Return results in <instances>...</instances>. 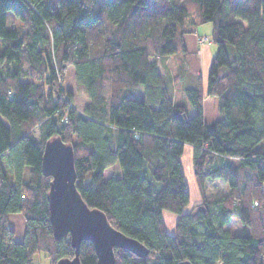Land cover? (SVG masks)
<instances>
[{"label":"trees","instance_id":"trees-1","mask_svg":"<svg viewBox=\"0 0 264 264\" xmlns=\"http://www.w3.org/2000/svg\"><path fill=\"white\" fill-rule=\"evenodd\" d=\"M8 12L20 30L6 28ZM208 23L205 92L196 77L177 102L155 59H186L184 36ZM0 42V264L74 256L49 222L41 158L55 137L73 149L86 205L148 250L114 249V264H264V0H0ZM68 68L87 98L81 111L60 86ZM208 97L221 117L210 124ZM185 146L201 196L189 212ZM208 181L227 192L206 196ZM164 212L177 217L171 234ZM12 213L24 217L21 243ZM233 218L240 235L224 229ZM79 260L96 264L90 242Z\"/></svg>","mask_w":264,"mask_h":264},{"label":"water","instance_id":"water-1","mask_svg":"<svg viewBox=\"0 0 264 264\" xmlns=\"http://www.w3.org/2000/svg\"><path fill=\"white\" fill-rule=\"evenodd\" d=\"M41 169L43 176L50 179L46 201L52 236L55 241L68 237L74 250L72 258L59 259L55 264H80L79 250L83 241L92 244L96 264H114V249L129 251L139 258L147 256L148 250L143 244L114 229L104 213L83 201L76 189L71 145L58 137L47 140Z\"/></svg>","mask_w":264,"mask_h":264},{"label":"rangeland","instance_id":"rangeland-1","mask_svg":"<svg viewBox=\"0 0 264 264\" xmlns=\"http://www.w3.org/2000/svg\"><path fill=\"white\" fill-rule=\"evenodd\" d=\"M6 15H7L6 28L20 30L21 23L10 12L6 13ZM211 31H212V27L208 23V24H203L200 27H198L194 33L186 34L184 36V45L186 49L190 52H194L195 49H191V46L196 45V43L199 45H205L207 43H210L215 47V43L211 40L212 38ZM198 37H200V39L203 41H200ZM196 55L198 56L197 53ZM189 56H192V54L190 53ZM193 59L194 58L190 57L189 58L190 62L192 64H195V66L199 68L198 61L194 62ZM151 60H154V58ZM155 60L158 61L159 64L161 63V60L160 61L157 59ZM165 63L170 67L172 73L176 72L177 63L174 57L167 58ZM73 76H74L73 69L68 68L63 80L60 81V86L66 93L70 94V96L72 97L73 106L78 111H81L83 107L85 106V104L87 103V98L82 93L77 91L75 84H74ZM174 93H176L174 100L177 102L180 101L181 93L179 89H176L175 87ZM203 115H204V121L207 123L214 122L218 120L219 118H221L219 110H218V104H217L216 98L208 97L204 99ZM0 119H1V116H0ZM33 134H34L35 139L39 140L37 128L33 129ZM190 156H191L190 148L186 147L185 154L183 155V158H182L183 160L182 166L184 169L185 179H186L187 186H188L187 189L189 191V197H190V204L186 210L187 212H189L195 204L201 201L200 192L196 188L195 180L193 177L192 165H190L191 164ZM117 171H118L117 166L108 168L107 170L104 171V178L105 179L109 178L112 174H115ZM226 192H227V185L223 184L221 181L206 182L205 190H204V193L206 196L217 195V194L226 193ZM7 219H8L9 228L14 232L15 242L21 243L23 241L24 229H25V221H24L23 215L21 213H12L8 215ZM176 219H177L176 216L170 213H164L163 223H164L165 228L173 229L176 223ZM224 229L231 232L232 234L240 235L242 233L243 227L236 218H233L230 224L224 226ZM34 263L53 264V262H51L50 257L48 258L44 252H40V251L37 252L36 255L34 256Z\"/></svg>","mask_w":264,"mask_h":264},{"label":"crops","instance_id":"crops-1","mask_svg":"<svg viewBox=\"0 0 264 264\" xmlns=\"http://www.w3.org/2000/svg\"><path fill=\"white\" fill-rule=\"evenodd\" d=\"M201 31H202V29H201ZM211 35H212V31H211ZM191 49H195V50H194V52H190L187 50L189 53L192 54V56H186V59H184L180 56H170V57H174L176 60V63H177V67H176L177 70L175 73H172L170 67L165 63L166 59L169 57L161 59V63L159 64V67H158V73L161 76V78L166 79L167 75H169V77L171 78V81H172L171 85L173 87V92H174L175 87H176V89H179V91L181 93L179 102L185 101V99L182 95L183 89L186 87L194 86L196 83V77L200 78L202 91L205 92L206 76H207L208 67H209V64L211 62V59L213 58V56L215 54V50H216V48L210 43H207L205 45H199L196 43V45L191 46ZM196 53L198 54V56L196 55ZM190 57L194 58L193 59L194 62L198 61L200 69L197 66H195V64H192L190 62V60H189ZM197 70H199V71H197ZM174 94H176V93H174ZM205 123L210 124L212 122H208V123L205 122ZM186 147L190 148V153H191V151H192L191 147L185 146V148ZM184 154H185V149H184ZM182 158H183V156H182ZM182 158L180 159L181 166L183 164ZM182 171H183V174L185 176L183 166H182ZM164 213H167V212H164ZM164 213H163V215H164ZM165 230L168 234H171V233H173L174 228L173 229L172 228H168V229L165 228Z\"/></svg>","mask_w":264,"mask_h":264},{"label":"built area","instance_id":"built-area-1","mask_svg":"<svg viewBox=\"0 0 264 264\" xmlns=\"http://www.w3.org/2000/svg\"><path fill=\"white\" fill-rule=\"evenodd\" d=\"M200 41H203V40L200 39Z\"/></svg>","mask_w":264,"mask_h":264}]
</instances>
